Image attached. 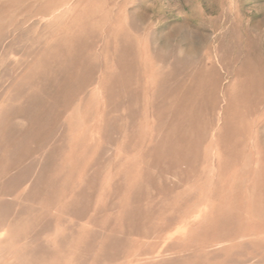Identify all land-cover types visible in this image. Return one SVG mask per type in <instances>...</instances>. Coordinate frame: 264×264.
Listing matches in <instances>:
<instances>
[{
	"label": "rangeland",
	"instance_id": "rangeland-1",
	"mask_svg": "<svg viewBox=\"0 0 264 264\" xmlns=\"http://www.w3.org/2000/svg\"><path fill=\"white\" fill-rule=\"evenodd\" d=\"M0 264H264V0H0Z\"/></svg>",
	"mask_w": 264,
	"mask_h": 264
}]
</instances>
